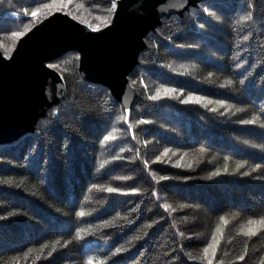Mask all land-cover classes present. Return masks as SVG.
I'll list each match as a JSON object with an SVG mask.
<instances>
[{"label":"trees","instance_id":"1","mask_svg":"<svg viewBox=\"0 0 264 264\" xmlns=\"http://www.w3.org/2000/svg\"><path fill=\"white\" fill-rule=\"evenodd\" d=\"M51 2L0 0L3 56L11 32L55 12L100 29L114 14L111 0H72L34 20L32 10ZM109 15L106 26L94 19ZM144 42L127 76L131 127L110 89L81 76L76 51L45 64L61 78L62 99L33 132L0 143V264L264 261V229L241 231L264 217V0H202L162 16ZM158 88L160 99H150ZM214 233L215 257H206Z\"/></svg>","mask_w":264,"mask_h":264},{"label":"water","instance_id":"2","mask_svg":"<svg viewBox=\"0 0 264 264\" xmlns=\"http://www.w3.org/2000/svg\"><path fill=\"white\" fill-rule=\"evenodd\" d=\"M202 0H117L111 22L99 31L55 12L22 36L11 55L0 51V143L33 132L38 118L63 97L60 76L45 64L68 51L79 54V72L108 87L129 124L135 92L128 74L145 47L144 37L162 16L181 15Z\"/></svg>","mask_w":264,"mask_h":264},{"label":"snow or ice","instance_id":"3","mask_svg":"<svg viewBox=\"0 0 264 264\" xmlns=\"http://www.w3.org/2000/svg\"><path fill=\"white\" fill-rule=\"evenodd\" d=\"M71 2H72V0H67V3H65V0H52L51 3L40 4L39 7L35 8L34 10H32L31 16L35 20L36 18H38V16L44 15L45 13L50 15L52 12H55V11L66 10L68 8V4H70ZM80 7H83V5H80ZM250 7H253V6L250 5ZM116 8H117L116 0H111V7L109 9H107V11L109 12V14H111L113 11H115ZM28 14H29L28 10L25 9L24 10V15L27 16ZM67 14L68 15H73V13L71 11H68ZM73 18L74 19H80V17H78V16H73ZM94 19L100 21L101 24L106 26L107 23L110 21V15L109 16H96V17H94ZM252 19H253V15H252L251 12H249L246 16L242 17V20H246V21H251ZM81 22L82 23H87L88 27L91 28L93 31H99L100 30V24L93 25V24H91V23H89L88 21H85V20H81ZM239 22L240 21H238V23ZM27 31H30V28H29L28 25H25L23 30H21V31H13V32L10 33V37L13 39V44H12L11 47H9L7 49V52H10V51L14 50L15 41L18 40L20 37L24 36ZM7 52H6V55H7ZM50 67H53V66L50 65ZM228 83L230 84L231 81H228ZM163 92H164L165 95H167V94H169L171 92H175V89L164 88ZM160 95H161V89L158 88L156 90V94L151 96L150 99H152V100L160 99ZM202 99H203L202 97H191L190 96L188 98V100H186L185 102H189V101H192V100H195L196 102H199ZM257 120H258V117L254 116L252 119L244 120V121H241V122L244 123V124H255L257 122ZM141 123H143V121H141ZM261 126L264 127V125H261ZM105 139L106 140H111V139H113V137L111 135H109V136L105 137ZM200 151L203 152V151H205V149L201 148ZM167 152H168V150L165 149L164 155H166ZM157 159H159V157ZM225 160H226V163H225L224 170L227 171V160H228V158L226 157ZM243 166H244L243 163L238 162L236 164V170H239ZM256 167L259 168L260 166L257 165ZM219 174H220V172H219V170H217L216 172H213L211 175H219ZM245 175H248V173H245ZM160 179L161 180H165V179H167V177H160ZM8 183H10V181ZM106 191H108V192H117L118 189H116V188H108V189H106ZM133 191H135V190H133ZM169 207H170V205H164L165 210H167ZM79 215L83 216L84 213L81 212V213H79ZM220 220L222 222H224V223H227V221L225 220L224 217H220ZM247 225H248L247 228L242 227V229H241L243 234L245 236H248V237L256 236L259 229H256L253 226H257L258 225L260 227V229H264V217H260L258 219H249L247 221ZM216 231L218 232L219 228H217ZM77 237H79V232L77 233ZM56 243H59V242L57 241ZM218 243H219V241L217 240L216 234L214 233L213 237H212V241L208 244L207 247H205L203 249V252H204L206 257H207V255L209 253V249H212V256L215 257V249H216ZM42 247H47V245H43ZM54 250H55V244H53V251ZM121 250L122 249L117 248L116 249V253L120 252ZM116 253H113V255H115ZM49 255H51V252L49 253ZM244 258L245 257L243 255L238 257V259H240V260H244ZM88 264H92V261L89 260ZM208 264H212L211 259H209ZM261 264H264V261H262Z\"/></svg>","mask_w":264,"mask_h":264},{"label":"bare ground","instance_id":"4","mask_svg":"<svg viewBox=\"0 0 264 264\" xmlns=\"http://www.w3.org/2000/svg\"><path fill=\"white\" fill-rule=\"evenodd\" d=\"M133 132V131H132ZM136 133V132H135Z\"/></svg>","mask_w":264,"mask_h":264},{"label":"clouds","instance_id":"5","mask_svg":"<svg viewBox=\"0 0 264 264\" xmlns=\"http://www.w3.org/2000/svg\"><path fill=\"white\" fill-rule=\"evenodd\" d=\"M116 2H117V0H116Z\"/></svg>","mask_w":264,"mask_h":264}]
</instances>
